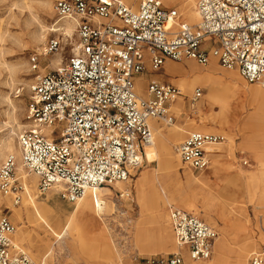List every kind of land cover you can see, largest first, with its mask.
<instances>
[{
    "label": "built area",
    "instance_id": "obj_1",
    "mask_svg": "<svg viewBox=\"0 0 264 264\" xmlns=\"http://www.w3.org/2000/svg\"><path fill=\"white\" fill-rule=\"evenodd\" d=\"M196 9L199 24H190L164 0H55L58 21L74 24L76 41L65 62L36 76L28 104L31 128L19 136L21 164L38 176L40 194L61 187V197L76 203L90 189L115 188L132 179L145 163L146 146L154 142L150 119L172 124L173 103L184 96L180 86L156 79L148 81L147 97L138 95L137 78L160 71L168 60L208 65L215 58L264 87V0H197ZM64 40V32L51 38L31 57L32 69L40 68V56L59 53ZM201 95L196 88L192 101ZM226 141L223 134L195 130L176 151L187 167L203 172L210 167L207 145ZM18 166L14 153L0 166V195L10 196L14 205L26 193ZM114 194L117 203L133 201L129 189ZM3 213L0 264H36L15 242L16 227ZM168 215L178 246L192 260L213 256L219 235L214 227L173 204ZM145 262L185 264L180 252ZM247 264H264V245Z\"/></svg>",
    "mask_w": 264,
    "mask_h": 264
},
{
    "label": "rangeland",
    "instance_id": "obj_2",
    "mask_svg": "<svg viewBox=\"0 0 264 264\" xmlns=\"http://www.w3.org/2000/svg\"><path fill=\"white\" fill-rule=\"evenodd\" d=\"M189 1L164 0V4L194 24L184 11ZM54 3L0 0V166L10 153L17 155L20 134L31 128L28 104L36 76L65 62L73 52L74 24L58 21ZM192 5L193 0L194 11ZM69 25L72 36H65L61 51L40 56V68L33 70L31 57L43 52L51 38L64 32L60 28L66 30ZM152 73L184 91L173 103L174 121L157 120L155 146L147 151L143 167L127 183L98 189L102 202L100 206L90 202L92 213L78 212L86 199L71 203L52 189L40 194L38 176L26 169L19 175L26 177L24 181H36L37 189L23 193L19 205L10 196L0 195V213L11 218L15 240L36 264H147L148 257L176 252L182 254L185 264H247L252 252L264 245V87L225 69L215 58L208 65L193 59L168 60ZM139 83L145 90L146 80ZM196 88L202 89V95L192 101ZM236 91L246 96L234 104V117L225 118L219 104L231 102ZM194 130L227 137L225 143L211 146L212 163L203 173L187 167L176 151ZM162 140L166 149L161 147ZM232 178H238V186L228 189L225 183ZM116 189H129L133 201L115 202ZM168 202L192 211L218 231L210 259L192 261L187 250L178 246L166 211ZM229 216L231 222L226 221Z\"/></svg>",
    "mask_w": 264,
    "mask_h": 264
},
{
    "label": "bare ground",
    "instance_id": "obj_3",
    "mask_svg": "<svg viewBox=\"0 0 264 264\" xmlns=\"http://www.w3.org/2000/svg\"><path fill=\"white\" fill-rule=\"evenodd\" d=\"M190 2H192V0H190L189 2H187V3H185L184 4V11L186 12V13H188V17L190 18V20L194 23V24H199V21H200V18H199V14H198V11H197V9H196V3H195V1L193 0V4L194 5H192V6H194V11H192V7L190 6ZM181 15V14H180ZM181 17V16H180ZM70 23V22H69ZM71 31H72V26H67V29L65 30V28H64V33H65V36H72L71 35ZM58 63V62H57ZM60 64V63H59ZM58 64V65H59ZM57 65V66H58ZM181 83H186V82H181ZM192 83V82H191ZM137 89H138V91H140L141 93H144V88H143V85L141 84V83H138V85H137ZM256 91H253V93H255ZM235 94L233 95V97H234V99H232L231 100V102L229 101V103H223V104H219L220 105V107H221V115L223 116H225V118H232V117H234L233 115H232V112L234 111V109H236V106H234V104L235 103H239V97L241 98V96H246V94L243 92V91H236V92H234ZM258 94V93H257ZM139 95V94H138ZM139 96H142V95H139ZM143 97H147V96H143ZM264 97V96H263ZM222 100V99H221ZM213 104V103H212ZM240 104V103H239ZM263 107V106H262ZM229 121V120H228ZM150 125H151V128H152V130H153V134H154V142L151 144V145H148V146H146V148H145V159L147 158V151H149V150H151V149H153L154 148V146H155V126H154V123L155 122H157V120L156 119H150ZM179 128L181 129V130H183L184 131V129L182 128V127H180L179 126ZM158 131V135L159 136H161V138H166V135L161 131V129L159 130V129H157ZM169 132L171 133L172 132V130H169ZM213 145H216V144H213ZM208 146V152L210 151V155L211 154H214V153H212L213 152V150H212V147L211 146H209V145H207ZM161 147H162V149H166L167 148V145H166V143H165V141L164 140H162V143H161ZM9 150L10 151H12L13 149H11V147L9 146ZM217 154H219V153H217ZM18 158H20V152L17 150V155H16ZM212 156V155H211ZM4 157V154H1V158H3ZM180 157V156H179ZM24 167L22 166V164L20 163L19 164V166H18V173H20L21 175H23L24 174ZM34 176H36L37 177V175H35V174H33ZM238 178H239V175L237 176ZM26 178V177H25ZM25 178H23V179H25ZM28 178V177H27ZM237 178V179H238ZM22 179V180H23ZM37 179H38V177H37ZM237 179H234V178H232V179H228L227 180V182L225 183V185H226V187L228 188V189H230V188H233V187H235V186H238V181H236ZM24 181V180H23ZM25 182V184H26V191L27 192H29V191H32V192H34L35 191V189H37V183H36V181H24ZM120 183H123V182H120ZM116 185H119V183H116L115 184V186ZM34 190H33V189ZM100 189H112V188H110V187H103V188H100ZM52 190H55L56 192H59L60 190H61V187H55V188H53ZM51 190V191H52ZM38 191V190H37ZM95 194V195H94ZM2 196V195H1ZM3 197H5V196H3ZM100 196H99V191H98V189H96V190H93V189H90V190H88L87 191V193L85 194V196L82 198V199H80V200H85L86 199V202H84V204L82 205V206H80V208H78V212H81V213H83V214H85V213H87L88 211L89 212H91L92 213V208H91V206H90V202H94L95 204H97L98 206H100L101 205V202H102V200L99 198ZM80 200H78L76 203H78ZM31 201H35V200H31ZM35 204V202L33 203V205ZM96 213H97V215H99V217H102L100 214H99V210H96ZM226 221H230L231 222V218H230V216L228 217V219L226 220ZM233 223H235V222H233ZM70 225H71V223L70 222H68V224H67V227H70ZM235 225V224H234ZM15 235H16V231H15V233H14V235H13V237H14V240H15ZM15 242L19 245V243L15 240ZM190 257V256H189ZM192 261H197V260H192Z\"/></svg>",
    "mask_w": 264,
    "mask_h": 264
},
{
    "label": "crops",
    "instance_id": "obj_4",
    "mask_svg": "<svg viewBox=\"0 0 264 264\" xmlns=\"http://www.w3.org/2000/svg\"><path fill=\"white\" fill-rule=\"evenodd\" d=\"M168 7V6H167ZM171 8V7H170ZM181 17H182V15H181ZM182 19V18H181ZM183 21H185V19H182ZM186 22V21H185ZM167 63V62H166ZM148 74V77L146 78L145 77V75H147ZM146 80V83L148 84V81L150 80V79H156V80H158V81H161V82H168V81H165V80H162V79H160V78H158L155 74H153L152 72H148V73H146V74H144V75H141V76H139L138 78H137V83H139L141 80L143 81V80ZM169 83H173V82H169ZM147 84H146V86H147ZM173 84H176V83H173ZM177 85V84H176ZM179 86V85H178ZM143 96H147V92H146V88H145V90H144V93H143ZM174 104H175V102H174ZM156 124H157V122H155L154 123V126H156ZM195 131V130H194ZM191 131H189L188 133H187V135L190 133ZM187 137V136H186ZM185 137V138H186ZM209 146H213V145H209ZM208 146H207V152H208ZM208 155H209V152H208ZM210 156V155H209ZM211 163H212V159L210 158V165H211ZM210 169V167L207 169V170H209ZM207 170H205V171H207ZM205 171H203V172H205ZM203 172H201V173H203ZM197 173H200V172H197ZM116 186H120V185H116ZM115 186V187H116ZM169 204H173V203H171V202H168L167 203V206H166V211H167V213H168V205ZM173 205H175V204H173ZM176 206V205H175ZM178 207V206H177ZM180 208V207H179ZM183 209V208H182ZM168 217H169V215H168ZM172 227V226H171ZM173 230V229H172ZM248 263V262H247Z\"/></svg>",
    "mask_w": 264,
    "mask_h": 264
}]
</instances>
